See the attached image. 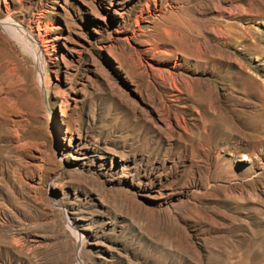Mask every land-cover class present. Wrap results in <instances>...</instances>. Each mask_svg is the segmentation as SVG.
<instances>
[{
	"label": "rangeland",
	"instance_id": "obj_1",
	"mask_svg": "<svg viewBox=\"0 0 264 264\" xmlns=\"http://www.w3.org/2000/svg\"><path fill=\"white\" fill-rule=\"evenodd\" d=\"M0 264H264V0H0Z\"/></svg>",
	"mask_w": 264,
	"mask_h": 264
},
{
	"label": "bare ground",
	"instance_id": "obj_2",
	"mask_svg": "<svg viewBox=\"0 0 264 264\" xmlns=\"http://www.w3.org/2000/svg\"><path fill=\"white\" fill-rule=\"evenodd\" d=\"M220 5V4H219ZM221 8V7H220ZM226 10V9H225ZM237 10V9H236ZM227 11V10H226ZM230 12V11H229ZM231 15V14H230Z\"/></svg>",
	"mask_w": 264,
	"mask_h": 264
}]
</instances>
